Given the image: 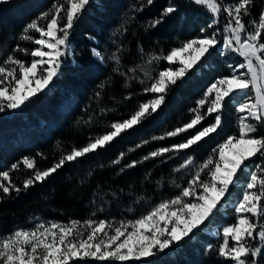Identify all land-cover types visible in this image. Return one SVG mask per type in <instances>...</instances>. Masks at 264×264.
Segmentation results:
<instances>
[{"label":"trees","instance_id":"1","mask_svg":"<svg viewBox=\"0 0 264 264\" xmlns=\"http://www.w3.org/2000/svg\"><path fill=\"white\" fill-rule=\"evenodd\" d=\"M63 2H0V67L19 74L17 65L5 63L9 56L31 65L30 52L37 45L21 39L23 29L41 13H54L53 5ZM238 2L220 0L223 7ZM169 6L177 11L163 23L150 27V22L160 18ZM262 11L264 0H253L250 15L243 17L247 34L255 31L252 22H259ZM61 15L64 17L61 23H66V15ZM229 21L226 12L221 11L214 17L206 6L192 0H153L151 5L146 0H91L70 32L71 51L61 58L58 77L19 109L0 112V174L9 173L8 179L0 175V184L11 185L8 194L0 187V237L25 228L33 216L56 224L129 222L177 197L196 202L195 195L182 197L183 189L189 187L197 172L201 180L209 182V169L203 165L208 159L218 161L220 146L230 137H239L240 98L233 96L221 112L210 115L206 104L199 108L204 115L200 124L177 136L167 133L188 124L207 89L218 79L231 77L244 63L238 53L222 49ZM47 22L40 20L39 24L46 28ZM29 34L39 38L34 30ZM213 35L217 46L210 50L211 55L202 57L198 66L177 79L176 84L168 85L157 112L105 147L66 161L44 181L24 190V182L34 178L35 172L53 167L73 149H82L110 133L113 123L130 119L142 104L160 95L147 89L161 71L175 69L164 58L173 49ZM93 49L100 53L99 57L93 55ZM217 114L221 116L217 131L189 149H175V145L186 142L198 130L214 124ZM257 128L253 135L264 136V126L257 125ZM164 148L169 151L151 156L152 152ZM25 159L34 163L33 169L25 166ZM245 165L239 170L236 183L230 186L227 198H221L215 215L194 229L190 238L184 237L181 242L139 261L79 257L69 264H234L218 254L224 239L223 229L238 222L235 209L243 198L251 173L264 178V156L257 154L245 161ZM212 167L214 164L209 166ZM15 188L21 191L17 193ZM194 190L197 195L203 192L199 186ZM249 220L257 225V233L264 228V217L250 216ZM246 239L250 245L261 248L257 257L249 256L246 260L249 264L253 260L255 264H264V244L258 235L254 240Z\"/></svg>","mask_w":264,"mask_h":264},{"label":"snow or ice","instance_id":"2","mask_svg":"<svg viewBox=\"0 0 264 264\" xmlns=\"http://www.w3.org/2000/svg\"><path fill=\"white\" fill-rule=\"evenodd\" d=\"M193 2L200 6H206L214 17L221 11L227 13L230 21L225 27V32L229 35L224 38L223 49L236 52L243 57L244 63L238 67L247 68V74H233L231 77L218 79L207 89L205 98L198 101V108L194 110L196 112L194 118L188 124L167 133V135L177 136L200 124L204 115L199 112V108L206 104L208 105L207 114L219 113L233 96L239 94L247 96L250 87L255 93L254 100L250 98L240 104L238 108L240 113H246L239 120V137H230L224 145L220 146L219 161L208 159L203 165V168L209 169L210 181L201 180L200 173L197 172L190 181L189 187L183 189L182 197L195 195L196 202H186L181 197H177L170 202L161 203L148 215L127 225L122 224L120 227H115L114 235H110L106 231L108 225L104 220H100L98 223L88 221L87 236L80 239L73 235L74 227L78 222H73L72 227H60L53 223L50 226L40 224L31 231L17 230L9 238L0 241V264H69L70 260L79 256L92 257L101 261L123 262L153 256L156 252H162L169 248L174 242H181L184 237L190 238V234H194V229H198V226L204 224L205 221H210L215 215V210L222 203L221 198L226 199L231 192L230 186L236 183L239 170L246 167L245 161L257 154L264 156V136L253 135L258 130L257 125L264 126V42H260L264 40V11L261 12L258 23L252 22L255 25V31L242 36L246 28L243 17L250 15L253 0H239L231 7H223L220 0H193ZM90 3L91 0H64L61 4L53 5L55 11L51 15L47 12L41 13L36 20L25 26L21 39L40 46L30 52L32 57L40 59L33 60L28 66L9 56L5 63L17 65L19 67L18 75L15 70L0 67V112H4L6 109H19L30 97L49 88L54 78L60 74L61 58L71 51L69 47L70 32ZM146 3L151 5L153 0H146ZM176 11L177 9L173 6L167 7L161 17L150 22L149 26L156 27ZM62 13L66 15V23H61L64 18ZM40 20L48 21L46 28L39 24ZM211 26L210 24L209 27ZM32 30L39 34V38L29 34ZM215 46H217V39L213 35L188 41L181 48L173 49L164 58L170 64L176 58H180V64L183 67L159 73L158 79L151 84L147 91L160 95L152 99L150 103L142 104L130 119L113 123L111 125L113 131L110 133L96 138L94 142L82 149H73L53 167L35 172L34 178L24 182V190H27L35 182L44 181L61 168L66 161H74L98 148L105 147L114 138L157 112L164 102V94L168 90V85L176 84L177 79L185 77L190 69L198 66L202 57H205L206 54L211 55L210 50ZM44 48L48 51H43ZM23 51L27 52L28 50L24 49ZM92 52L94 56H100L96 49H93ZM185 53H187V60L184 59ZM45 57L47 59H44ZM113 58L116 59L115 55ZM153 59H157V57H153ZM44 64H47L48 67L43 69L44 74H41L37 79L38 66L42 68ZM5 81H7L6 84ZM33 81L35 87L31 86ZM212 93H215V96L210 99ZM250 120L256 121V124L250 123ZM220 125L221 116L217 114L214 124L198 130L186 142L175 145V149L177 151L189 149L210 133L217 131ZM230 146H243V149L234 152L233 158L228 159L225 149ZM168 151V148H164L159 152H152L151 156L163 155ZM190 162L191 160H189ZM24 164L28 169L34 168V163L28 159L24 160ZM213 164L214 167L209 168ZM15 167L16 165H13V168ZM0 175L4 179L9 177L7 172ZM257 185H259V191H249L256 189ZM197 186L202 188V194H196L194 189ZM0 187L4 194H8L11 185L0 184ZM246 188L242 200L235 209L239 215L238 222L223 229L224 239L218 250L221 257L230 259L234 264H249V261L246 260L247 257L255 258L261 253V248L250 245L246 237L254 240L258 235L260 242L264 244V228H261L257 233V225L244 215L250 213L253 217H264V178L258 177L256 172H252ZM15 191L19 193L21 189L15 188ZM210 192H215L216 197L209 196ZM172 206L178 207L175 211H166ZM161 221H163V227L160 226ZM170 222L171 227L169 228ZM128 228L132 230L127 231ZM56 229L58 232L54 231ZM147 233H151V235H147ZM230 240L235 243H230ZM251 264H255V260L251 261Z\"/></svg>","mask_w":264,"mask_h":264},{"label":"rangeland","instance_id":"3","mask_svg":"<svg viewBox=\"0 0 264 264\" xmlns=\"http://www.w3.org/2000/svg\"><path fill=\"white\" fill-rule=\"evenodd\" d=\"M3 1H7V0H3ZM193 1V0H192ZM213 19L211 20V22L213 23ZM227 35H229L228 33H226L225 32V30H224V34H223V39L225 38V36H227ZM247 35V33L246 32H244V33H242V36H246ZM45 39H48L47 37H45ZM40 46L39 45H37V48H39ZM222 49H223V45H222ZM43 51H48V49H46V48H44V49H42ZM63 50V49H62ZM224 50V49H223ZM224 51H226V50H224ZM40 58L39 57H33V59L32 60H39ZM44 59H47V57H45ZM184 59L185 60H187V53H185L184 54ZM173 66H174V70H176V69H179L180 67H183V65H181L180 64V58H176V60L173 62V63H171ZM30 66V65H29ZM17 67V66H16ZM48 67V65L47 64H44L43 65V67L42 68H39V66H38V73H37V79L40 77V75L41 74H44L43 73V69H46ZM257 70L259 71V68H258V65H257ZM234 74H236V75H246L247 74V68H238V71L237 72H235ZM9 79H11V78H9ZM158 79V78H157ZM167 79V78H166ZM7 83V81H5V84ZM32 87H35L36 85H35V82L33 81V83H32V85H31ZM157 95H158V93H156ZM214 96H215V93H212L211 94V97L212 98H214ZM236 96H238L239 98H240V101H241V104L242 103H244L245 101H247V100H249L250 98L252 99V100H254V97H255V93L251 90V87H250V89L248 90V94H247V96H245L244 94H239V95H236ZM6 103V102H5ZM148 103H150V102H148ZM240 106V105H239ZM239 106H238V108H239ZM7 111H12L13 109H6ZM6 110H5V112H6ZM241 114V116L242 115H246V113H240ZM250 123H255L256 121H254V120H250L249 121ZM243 149V146H235V147H233V146H230L228 149H225V153H226V157L228 158V159H232L233 158V153L234 152H237V151H240V150H242ZM219 156H218V161H219ZM258 175V174H257ZM258 177H261L260 175H258ZM262 178V177H261ZM247 190V188H246V186H245V188H244V191H243V194H244V192ZM249 191H259V185H257V188L256 189H253V190H249ZM208 195L209 196H211V197H213V198H215L216 197V193L215 192H210V193H208ZM223 198V197H222ZM159 206V205H158ZM158 206H156V207H158ZM155 207V208H156ZM178 206H172L171 208H169V209H167L166 211H175L176 210V208H177ZM244 215H246L248 218L250 217V216H252L250 213H245ZM253 217V216H252ZM255 218H257V217H255ZM88 222V221H87ZM87 222H84V223H77L76 225H75V227H74V233H73V235L74 236H76L78 239H80V238H86V236H87V233H88V231H89V229H88V225H87ZM93 223H98L99 221H92ZM131 222H134V221H129V222H117V221H110V222H106V224L108 225V227L106 228V231H108V233L110 234V235H114L115 233H114V229H115V227H120L122 224H124V225H127V224H129V223H131ZM40 224H44L45 226H50L51 224H53V222H48V221H44L41 217H38V216H33V217H31L30 219H29V222H28V225L25 227V228H21V229H19V230H28V231H31V230H33V229H35L38 225H40ZM56 224V223H55ZM57 225H59L60 227H72L73 226V222H71V223H67V224H57ZM160 226L161 227H163L164 225H163V221H161L160 222ZM168 227L170 228L171 227V222L169 223V225H168ZM181 227H183V225H181ZM132 229L131 228H128L127 229V231H131ZM54 231H57L58 232V229H56V230H54ZM147 235H151V233H147ZM11 235H9V236H5V237H0V241H2V240H4V239H7V238H9ZM69 239H71V237H69ZM230 239V238H229ZM121 240H123V237H121ZM175 243V242H174ZM230 243H232V244H234L235 242H233V241H231L230 240ZM93 251H94V249H93ZM79 257H86V256H79ZM79 257H77V258H79ZM92 258V257H91ZM146 258V257H145ZM142 259H144V258H141V259H139V260H142ZM139 260H136V259H130V260H128V261H139ZM119 262H121V261H119ZM123 262H126V261H123Z\"/></svg>","mask_w":264,"mask_h":264}]
</instances>
